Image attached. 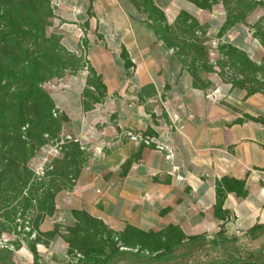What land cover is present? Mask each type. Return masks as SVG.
<instances>
[{"label":"crops","instance_id":"obj_1","mask_svg":"<svg viewBox=\"0 0 264 264\" xmlns=\"http://www.w3.org/2000/svg\"><path fill=\"white\" fill-rule=\"evenodd\" d=\"M150 2L169 24L187 15L218 43L262 63L254 25L264 17V1L246 23L231 24L221 6ZM54 12L62 47L85 66L53 84L49 97L67 119L65 134L88 159L76 186L56 194L40 224L41 233L55 235L37 245L39 261L3 237L0 264H82L68 235L83 215L103 222L120 242L111 264H175L168 255L152 261L160 253L136 242L137 233L148 241L172 232L182 239L234 237L264 254V93L222 82L212 91L198 86L138 0H56ZM91 72L101 94L89 83ZM89 91L98 99L87 110ZM172 112L180 115L178 130L160 132L156 114L170 124ZM160 146L173 148L171 161Z\"/></svg>","mask_w":264,"mask_h":264},{"label":"rangeland","instance_id":"obj_2","mask_svg":"<svg viewBox=\"0 0 264 264\" xmlns=\"http://www.w3.org/2000/svg\"><path fill=\"white\" fill-rule=\"evenodd\" d=\"M263 1L199 0L200 3H205L209 9L207 11L216 6L223 7L231 23H246L262 6ZM138 2L145 15L156 25L162 39L181 55L188 70L196 75L194 81L198 86L212 91L218 82H222L242 88L249 94L264 93V51L262 63L258 65L243 52L218 43L198 21L199 26L191 20H181L171 25L166 21L164 13L150 0ZM29 3L30 1L26 0L23 8L27 9ZM50 10L51 15L43 8L37 18L32 20L23 13L22 20H16L18 30L14 35L6 33L3 26L0 28V37L3 34L11 41L10 44H0V69L9 73V97L12 98L11 105L16 114L23 110L32 116L34 114L32 103H41L38 102L41 100L39 91L49 95L50 87L59 79L85 66L84 60L75 58L61 45L63 33L61 23L55 16L52 0ZM254 29L264 50V17L254 25ZM59 45L67 54L56 51ZM54 54L55 60L52 64H47L50 60L48 56ZM6 82L8 79L4 80L2 86H5ZM97 82L96 79H91L89 83L99 89ZM86 97L90 98L88 104H91L92 99H98L97 94L91 91ZM51 113L61 126V131L56 137L45 134V145L35 151L29 162L30 169L43 180L32 181L24 190L19 181L18 171L14 169L11 176L2 177L0 181V229L4 232L0 238L4 237L11 243L24 241L27 236H30L29 240L32 241L38 238L42 243L46 242L48 234L41 233L39 227L47 216L46 213H51L53 208L54 193L50 190V185L62 186L63 190L73 189L88 159L82 149L79 151L75 147L77 145L75 140L65 134L66 117L59 113L56 116L54 110ZM26 129L28 126L23 128V132ZM15 157L19 158V154ZM63 173L67 175L62 177ZM49 174L51 175L46 177ZM52 180H55L53 184ZM29 191L35 193L39 199L38 203L42 198H46L48 212H39L36 201L34 208L28 212L18 209L17 206L23 196H27ZM6 199L10 200V203H7L8 208L3 204ZM14 208L18 209L15 217L12 215L13 212H10ZM104 227L103 222L90 216L80 217V225L68 235L70 252L80 256V263L111 264L119 251L120 242ZM136 242L150 252L159 250L160 255H155L157 257L168 255L175 264H264V254L252 253L250 249L244 247L245 241L234 237L190 240L182 239L176 232H172L166 235L165 239L153 238L148 241L138 238ZM157 257L151 258L152 261H156Z\"/></svg>","mask_w":264,"mask_h":264},{"label":"trees","instance_id":"obj_3","mask_svg":"<svg viewBox=\"0 0 264 264\" xmlns=\"http://www.w3.org/2000/svg\"><path fill=\"white\" fill-rule=\"evenodd\" d=\"M26 0H0V28L3 26V29L6 33H10L14 35L17 32V22L16 20H22L23 13L27 16L28 19H36L39 12L44 8V11L52 14L50 10V0H28L29 6L27 9L23 8ZM193 4L199 7V9L209 10L205 3H200L199 0H189ZM38 9V10H37ZM181 20H191L199 26L197 20L190 18L187 15L180 14L178 22ZM165 21V19H164ZM228 24H231L228 17ZM1 33V32H0ZM165 42V41H164ZM10 44V38L6 37L2 34L0 37V44ZM166 43V42H165ZM60 44V43H59ZM167 44V43H166ZM56 51L58 53L67 52L59 45L56 47ZM180 57L181 55L178 54ZM47 57V56H45ZM50 60H48L47 64H52L53 60H55L54 56H48ZM185 64V63H184ZM193 77L196 80V75L194 73ZM91 79H96L99 84V89H102V85L100 80L95 76L93 72H91ZM9 73L7 71H3L0 69V181L2 177L11 176L13 174L14 169L18 171V177L20 184L23 189L28 187L29 183L32 181H36V179L43 180L42 178H38L36 174L30 169L29 162L33 158L35 151L45 145L46 140L44 139L45 134L52 135L56 137L61 131V126L57 123V121L53 118L51 113L54 110L53 105L51 103V99L48 94L45 92L39 91L41 93V102L40 104H36V102L32 103L34 114L31 116L25 113L23 110L16 114V110L14 111L12 103V98L9 97L10 86H9ZM5 79H8L5 86H2V83ZM90 79V80H91ZM237 86V85H236ZM32 93V92H31ZM30 93V94H31ZM87 96V93H86ZM95 100V99H92ZM86 109H92V105L86 103ZM28 126V129L23 132V128ZM77 143V142H76ZM79 151L81 150L80 145L77 143L75 145ZM16 154H19V158L15 157ZM18 162V164H16ZM46 175L47 176H50ZM54 175H57V173ZM67 175L63 173L61 176L64 177ZM52 184L55 180L51 181ZM41 184V183H40ZM39 184V186H40ZM54 185H50V190L54 193V198L57 193L63 191L62 186L55 187ZM49 195V194H48ZM37 196L35 193L30 192L27 193V196H23L22 201L17 206L19 210L22 212H28L32 208H34V201L38 203ZM1 202V198H0ZM6 207L8 208V204L10 203L9 199L4 200ZM46 198H42L39 203V212H48ZM1 204V203H0ZM4 206V205H3ZM4 206V208H6ZM18 209H12L10 212H13V217L16 216ZM54 207L51 209V213L53 212ZM51 213H46V215H50ZM3 230L0 229V237L3 234ZM55 232L48 234L46 236V242L42 243L38 238L36 241L29 240L30 236L24 241H19L16 243H12L16 248L22 247V245H26L34 254L36 263L39 261V255L37 251V245L44 244L47 245L48 242L54 237ZM19 236V235H18ZM142 234L135 235V238H143ZM154 238H163V236H155ZM190 240H194V238H190ZM159 251V250H157ZM160 255V254H158ZM157 257V256H156ZM160 257H157L156 260H160Z\"/></svg>","mask_w":264,"mask_h":264},{"label":"built area","instance_id":"obj_4","mask_svg":"<svg viewBox=\"0 0 264 264\" xmlns=\"http://www.w3.org/2000/svg\"><path fill=\"white\" fill-rule=\"evenodd\" d=\"M52 5L53 7L56 6V0H52ZM54 114L57 116L58 112L54 110ZM158 117V123H159V131L160 132H170L171 130H178L179 122H180V115L178 112H172L168 113L169 119H170V124H167L164 122L162 116L160 114H156ZM160 148L164 154H165V159L168 161H171L173 159V148L168 147V146H160ZM174 175V174H173Z\"/></svg>","mask_w":264,"mask_h":264}]
</instances>
